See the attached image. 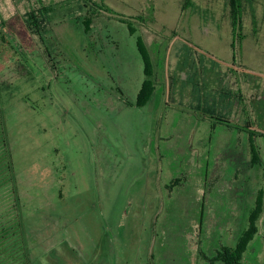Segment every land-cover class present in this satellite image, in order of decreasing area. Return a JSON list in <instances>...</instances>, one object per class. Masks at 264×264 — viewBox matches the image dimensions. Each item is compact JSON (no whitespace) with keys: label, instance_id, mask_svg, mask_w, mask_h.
I'll use <instances>...</instances> for the list:
<instances>
[{"label":"rangeland","instance_id":"374dc122","mask_svg":"<svg viewBox=\"0 0 264 264\" xmlns=\"http://www.w3.org/2000/svg\"><path fill=\"white\" fill-rule=\"evenodd\" d=\"M91 1L112 14L86 28L78 0H0V264L22 229L32 264H221L256 214L239 263L264 264V0L236 35L221 1ZM41 5L42 43L22 21ZM214 94L228 124L202 117Z\"/></svg>","mask_w":264,"mask_h":264},{"label":"trees","instance_id":"16d2710c","mask_svg":"<svg viewBox=\"0 0 264 264\" xmlns=\"http://www.w3.org/2000/svg\"><path fill=\"white\" fill-rule=\"evenodd\" d=\"M78 1L81 3L83 8L87 9V13H85V15L83 16L80 15L81 18H83L82 23L86 26V28H88L92 22L91 16L96 15L99 12H107L109 14H112L110 12V9L105 7L103 4L96 3L91 0H78ZM209 1L210 2L211 1H216V2L221 1V3L223 4V11H225V13L228 11L227 13L229 17V22L231 23V26L233 29V35H236L237 33L241 32L239 27L241 26L242 17L247 12L252 13L254 10V6H255L253 5L254 0H209ZM184 5L185 6L190 5V1L184 0ZM262 7L264 9V3L262 4ZM47 14H48V8L41 5L37 9L31 8L28 11H26V13L23 16V20H22L26 31L30 35L37 37L41 41V43L43 42L42 33L45 32L46 30L47 23H46L45 18ZM263 15H264V10L261 12L262 17H264ZM119 20L120 22L125 23L124 20L122 19H119ZM255 20L256 19L252 13L250 17V23L252 26L256 25ZM139 38L140 37H138L136 40V47H137V51L140 55V59L143 64L144 79L136 95L135 106L140 108V107H144L149 102L151 97L153 96V92L155 90V82H154L153 73H152V63L150 62L149 55L147 54V51L145 50L144 46L142 45V41ZM189 46L191 48L193 47L191 44ZM16 53H18V50L14 46L12 39H10L9 36L6 34V21L2 18L0 14V66L2 62L8 64V62L11 59H15ZM223 92L224 91H222L221 94H223ZM221 94H219V96L217 97L215 96V94L210 95L209 106L208 105L205 106V108H207L206 111L201 110L202 117L208 116L210 121H213L219 124H228L229 121L224 119L223 116H221L222 115L221 112L219 113L212 112V108L214 109L215 106L218 109L217 102L214 103L213 101H217L218 97L222 101L223 96ZM200 106H201L200 104L197 105L196 111L198 113H200L199 112ZM212 128H213V125L211 126V129ZM12 184H13L15 202L18 204L19 199H18V193H17L14 179H12ZM257 218H258V214H256L255 216L251 215V218L249 220V223H250L249 228L246 232L243 233V235L240 236L237 246L235 248L222 247L219 250V252L216 253L214 257L215 261H218L221 264H240L239 261H240L241 254L243 253L246 245L251 241L253 235L256 232L254 228V221L257 220ZM17 224H18L17 228L22 229V223L20 220H18ZM20 235L22 237V242H23L22 243L23 245L22 260H21L22 264H32L29 253H28V249H27L26 234L24 233L23 229Z\"/></svg>","mask_w":264,"mask_h":264}]
</instances>
